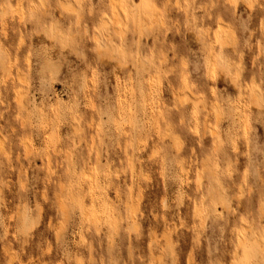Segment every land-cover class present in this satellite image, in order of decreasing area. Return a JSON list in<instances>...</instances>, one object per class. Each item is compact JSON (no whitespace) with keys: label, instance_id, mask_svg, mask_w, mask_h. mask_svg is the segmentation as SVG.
I'll use <instances>...</instances> for the list:
<instances>
[{"label":"clouds","instance_id":"clouds-1","mask_svg":"<svg viewBox=\"0 0 264 264\" xmlns=\"http://www.w3.org/2000/svg\"><path fill=\"white\" fill-rule=\"evenodd\" d=\"M0 264H264V0H0Z\"/></svg>","mask_w":264,"mask_h":264}]
</instances>
